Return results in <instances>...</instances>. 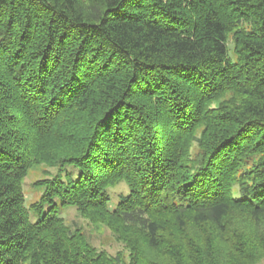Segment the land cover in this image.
I'll return each mask as SVG.
<instances>
[{"label": "trees", "instance_id": "1", "mask_svg": "<svg viewBox=\"0 0 264 264\" xmlns=\"http://www.w3.org/2000/svg\"><path fill=\"white\" fill-rule=\"evenodd\" d=\"M262 262L264 0H0V264Z\"/></svg>", "mask_w": 264, "mask_h": 264}, {"label": "rangeland", "instance_id": "2", "mask_svg": "<svg viewBox=\"0 0 264 264\" xmlns=\"http://www.w3.org/2000/svg\"><path fill=\"white\" fill-rule=\"evenodd\" d=\"M193 153H195V151ZM47 172L54 173V170L52 168L46 167L45 165H36L29 169L27 177L23 182V191L26 205L38 201L42 192L39 184L46 178V175L48 174ZM108 192L111 196L109 207L114 208L120 200L118 195L126 194L127 187L122 182L117 186L110 188ZM61 216L67 225L71 227H80L84 231L89 242L96 248L102 249L108 252L110 255H114L117 252H122L126 262L129 261V256H127V252L123 249V245L113 238L112 234L107 228H104L100 225L91 224L86 219L81 217L74 208H68L64 210ZM262 264H264V262H262Z\"/></svg>", "mask_w": 264, "mask_h": 264}]
</instances>
